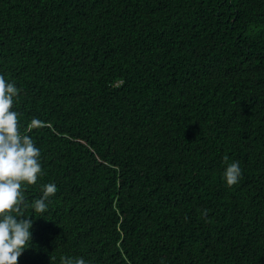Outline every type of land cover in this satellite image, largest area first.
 Returning <instances> with one entry per match:
<instances>
[{
	"label": "trees",
	"instance_id": "16d2710c",
	"mask_svg": "<svg viewBox=\"0 0 264 264\" xmlns=\"http://www.w3.org/2000/svg\"><path fill=\"white\" fill-rule=\"evenodd\" d=\"M0 75L41 153L18 264H264V0H0Z\"/></svg>",
	"mask_w": 264,
	"mask_h": 264
},
{
	"label": "clouds",
	"instance_id": "9594fccd",
	"mask_svg": "<svg viewBox=\"0 0 264 264\" xmlns=\"http://www.w3.org/2000/svg\"><path fill=\"white\" fill-rule=\"evenodd\" d=\"M19 89L0 75V264H18V258L33 248L32 226L36 218L25 216L24 188L36 184L42 175L40 150L30 135L19 131L18 113L13 108ZM32 126L38 121L33 120ZM242 169L238 162L226 164L223 178L229 187L238 184ZM56 185L43 186L40 198L31 205L39 218L48 209ZM203 214H206V210ZM60 264H86L83 258L60 257Z\"/></svg>",
	"mask_w": 264,
	"mask_h": 264
}]
</instances>
